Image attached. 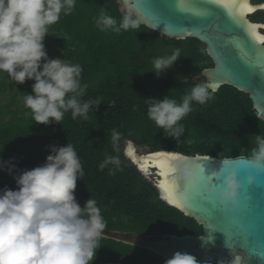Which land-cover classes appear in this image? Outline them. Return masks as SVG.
<instances>
[{"label": "trees", "instance_id": "1", "mask_svg": "<svg viewBox=\"0 0 264 264\" xmlns=\"http://www.w3.org/2000/svg\"><path fill=\"white\" fill-rule=\"evenodd\" d=\"M119 7L117 0H76L73 13L62 16L44 41L49 58L68 59L83 67L82 83L88 88L81 99L101 102L98 108L92 105L87 120H73L69 112L61 124H36L24 102L16 101L17 95L32 94L34 81L15 84L7 73L0 72V157L13 161L18 170L32 169L46 162L50 146L69 142L85 173L77 182L76 198L81 206L91 197L95 199L106 228L143 236L202 235L203 228L163 201L151 178L126 159L125 141L134 140L150 151L168 149L190 156H249L255 146L251 137L264 133V121L258 118L248 94L222 86L207 104L193 103L192 112L181 121L185 131L178 145L148 118L145 99L167 95L180 102L193 85L200 84L197 76L214 63L206 45L197 39H168L142 25L120 33L100 31L94 18L104 10L120 22L124 15ZM251 19L264 22V12ZM175 49L181 57L157 77L152 72L153 59L171 55ZM12 91L11 100L4 104L2 98ZM113 129L123 134L118 153L111 143ZM109 154L119 155L121 160L122 170L114 175L108 168L99 170ZM0 187L17 189L6 171H0ZM97 251L93 264L167 261L153 251L105 238Z\"/></svg>", "mask_w": 264, "mask_h": 264}, {"label": "clouds", "instance_id": "2", "mask_svg": "<svg viewBox=\"0 0 264 264\" xmlns=\"http://www.w3.org/2000/svg\"><path fill=\"white\" fill-rule=\"evenodd\" d=\"M75 7L76 0H0V72L7 73L15 84L34 81L24 105L36 124H61L69 112L73 120H87L92 105L100 106L99 99H81L88 88L82 83L83 67L68 59L49 58L45 47L50 28L62 16L71 15ZM94 22L102 32L140 27V21L130 13L118 22L104 10ZM180 57V50L175 49L171 55L154 58L152 72L157 77L165 74ZM209 88L193 85L180 102L167 95L145 99L148 118L180 145L185 131L181 121L192 112L194 102L205 105L212 99L214 91ZM122 139L123 134L113 129L111 143L117 153ZM251 140L255 146L247 160L257 176L264 175V133L253 135ZM50 153L43 165L25 170L0 157V171L12 175L17 185L16 190H0V264H93L96 259L106 221L95 199L91 197L81 206L76 198L77 182L85 175L81 159L69 142L50 146ZM106 168L110 175L122 170L119 155H106L99 170ZM171 169L178 183L190 182L201 174L199 162L183 155L172 160ZM226 170L218 192L225 206L237 200L241 189L239 170ZM245 182L252 187L256 176L248 174ZM166 264H197V260L178 251ZM228 264H241V258L234 257Z\"/></svg>", "mask_w": 264, "mask_h": 264}, {"label": "water", "instance_id": "3", "mask_svg": "<svg viewBox=\"0 0 264 264\" xmlns=\"http://www.w3.org/2000/svg\"><path fill=\"white\" fill-rule=\"evenodd\" d=\"M117 2L123 15L130 13L133 18L140 21V25L161 36L174 40L192 38L204 43L214 66L204 69L197 76V79L201 81L197 82L206 85L216 84L215 91L222 86H231L248 94L253 102V108L264 121V116H262L264 114V71L257 66L261 60H264V56L251 51L244 34L231 23L222 8L208 3V0H117ZM251 3L258 10L251 13L247 19L251 23L264 25V22L251 19L257 13L264 12V8L260 7L264 5V2L251 0ZM260 33L264 34V28L260 29ZM261 63L264 64V61ZM133 141L129 140V143L135 149V156L132 158L127 154L129 145L125 152L132 163L143 175L151 178L163 201L180 210L186 217L194 219L203 228V233L197 236L176 234L143 236L106 228L103 238L153 251L166 260L179 251L194 256L197 264H221L227 257L231 259L240 257L241 264H264L258 255L251 254L252 252L259 253L260 249H264V175H256L247 160L248 156L222 158L207 154L190 156L168 149L139 153ZM158 152L192 157L201 166L200 176L190 182L178 183L173 171L168 177L170 180H175L174 196L179 202V207L169 202L168 193L159 186L160 182L165 179L160 175L159 168L141 163L143 158ZM224 160H229V162L225 165ZM230 167L239 170L241 189L237 200L243 205L244 190L248 189L249 194L254 197L253 211L249 212L242 207L233 215L226 216V225L222 226L212 221L205 211L201 210V201L207 191V184L202 177H209L212 182L219 185L216 191L210 193V196L220 203L218 192L223 187L222 179L227 174L226 169ZM221 169L224 170L221 171ZM214 173H220L218 181ZM248 174L256 176V182L252 187L245 182ZM233 206V203L228 204V207ZM215 214L221 215L219 212ZM229 227L234 229L237 235L232 236L231 233L225 235L222 232Z\"/></svg>", "mask_w": 264, "mask_h": 264}, {"label": "snow or ice", "instance_id": "4", "mask_svg": "<svg viewBox=\"0 0 264 264\" xmlns=\"http://www.w3.org/2000/svg\"><path fill=\"white\" fill-rule=\"evenodd\" d=\"M208 3L216 5L222 8L225 12L226 17L231 21V23L240 29V31L244 34L248 42V46L253 52H258L262 56H264V34L260 33V29L264 28V25H257L251 23L247 17L256 12L258 9L251 3V0H208ZM264 8V5L260 6ZM258 63V67L264 71V64L261 62ZM209 87L215 91L217 85L211 84ZM130 156H135L134 152H129ZM179 155L170 154L168 152H158L152 156L145 157L142 159L141 163L148 165H154L159 168V173L165 179L160 182V187L164 189L166 193H168L167 199L170 203H174L179 207V202L176 200L174 196V190L176 187L175 180H170L168 177L172 173L171 162L173 159L177 158ZM207 159V158H205ZM203 172V169H202ZM202 179L207 184V191L203 195V199L201 201V210L205 211L206 215L219 225H226L225 217L233 215L238 212L242 207L247 209L249 212L253 211L252 202L254 197L249 194V190L245 189L243 194V205H241L240 201L236 200L233 204V207H228L222 205L221 203H217L214 199L211 198L210 193L217 190L219 185L216 182H212L209 177H202ZM220 179V175L216 176V181ZM215 212L221 213L220 216H217ZM217 231V230H216ZM221 231V230H218ZM225 235L231 233L232 236L237 235L236 231L232 228H225L222 231ZM252 255H258V257L264 261V249H260L259 253L252 252Z\"/></svg>", "mask_w": 264, "mask_h": 264}, {"label": "rangeland", "instance_id": "5", "mask_svg": "<svg viewBox=\"0 0 264 264\" xmlns=\"http://www.w3.org/2000/svg\"><path fill=\"white\" fill-rule=\"evenodd\" d=\"M13 94H14L13 91L12 92H7V94L2 98L3 103L7 104L11 100V97L13 96ZM16 101H17V104H20V103L24 102V98L22 96L17 95ZM128 142H129V140H128ZM133 142H135V145L138 148L139 153H146V152L149 151L148 148L144 147L140 143H138L136 141H133ZM128 145L133 147L132 145H130V143L125 144L124 155H125L126 159L132 163V161L130 160L129 156L125 153ZM3 189H4L3 187H0V190H3Z\"/></svg>", "mask_w": 264, "mask_h": 264}, {"label": "bare ground", "instance_id": "6", "mask_svg": "<svg viewBox=\"0 0 264 264\" xmlns=\"http://www.w3.org/2000/svg\"><path fill=\"white\" fill-rule=\"evenodd\" d=\"M135 152V149L133 148V147H129L128 149H127V154L129 155V152ZM130 156V155H129ZM132 157V156H131ZM133 158V157H132ZM141 168L143 169V167L141 166ZM144 170V169H143ZM145 171V170H144Z\"/></svg>", "mask_w": 264, "mask_h": 264}, {"label": "flooded vegetation", "instance_id": "7", "mask_svg": "<svg viewBox=\"0 0 264 264\" xmlns=\"http://www.w3.org/2000/svg\"><path fill=\"white\" fill-rule=\"evenodd\" d=\"M261 2H264V1H261ZM230 260H231V258H229V257L225 258V259H224L225 264H228V261H230Z\"/></svg>", "mask_w": 264, "mask_h": 264}]
</instances>
